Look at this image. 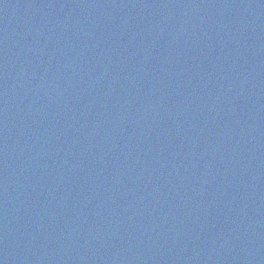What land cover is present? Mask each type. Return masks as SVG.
Returning a JSON list of instances; mask_svg holds the SVG:
<instances>
[{"label":"water","instance_id":"obj_1","mask_svg":"<svg viewBox=\"0 0 264 264\" xmlns=\"http://www.w3.org/2000/svg\"><path fill=\"white\" fill-rule=\"evenodd\" d=\"M0 264H264V0H0Z\"/></svg>","mask_w":264,"mask_h":264}]
</instances>
